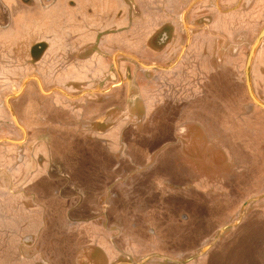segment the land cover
<instances>
[{
    "label": "crops",
    "instance_id": "crops-1",
    "mask_svg": "<svg viewBox=\"0 0 264 264\" xmlns=\"http://www.w3.org/2000/svg\"><path fill=\"white\" fill-rule=\"evenodd\" d=\"M199 2L204 0H0V145H5L0 149V264H69L66 257L74 264L85 249L93 250L92 257L100 252L109 260L126 255L130 264H149L151 259L160 262L156 264H176L160 258L172 259L176 253L163 248L158 237L165 232L168 236L162 240L175 241L170 226L177 224L173 210L183 197L173 186L175 179L184 177V168L177 169L171 161L179 154L172 129L164 138V131L157 130L150 116L153 108L145 111L136 131L128 129L121 145H95L85 141L93 132L83 134L77 129L85 121L90 123L86 128H91L96 114L82 103L105 88L106 77L121 76V85L107 92L123 98L127 90H135L136 98L146 99L155 76L162 80L173 68L181 69L183 58L164 67L170 45L162 50L164 46L152 36L169 24L178 33L182 27L188 33L189 13ZM222 32L215 28L211 35ZM194 38L183 51L195 44ZM199 48L196 44L193 49ZM140 63L145 64L144 71ZM126 69L136 78H143L144 72L153 78L131 80L125 76ZM47 108L51 118L45 117ZM211 115L221 122L216 124L223 138V111ZM27 117H39L40 128H48V120L55 122L66 139L32 142L29 131L35 126ZM20 128L28 131V137L24 133L20 139ZM226 131L234 137V130ZM228 140L234 144V139ZM255 199H248L244 208L261 201ZM190 201L198 203L190 205L186 215L194 236L204 224L200 208L212 204L200 195ZM140 209L145 213H138ZM240 223L241 219L221 229L205 253L240 233ZM56 226L70 227L65 240L83 241L85 248L72 254L59 251L61 242L47 234ZM215 232L195 241L204 244ZM242 236L233 246L244 252L240 257H253L244 264H264V228L253 237ZM49 248L55 263H49ZM205 253L187 264L201 261Z\"/></svg>",
    "mask_w": 264,
    "mask_h": 264
},
{
    "label": "flooded vegetation",
    "instance_id": "flooded-vegetation-1",
    "mask_svg": "<svg viewBox=\"0 0 264 264\" xmlns=\"http://www.w3.org/2000/svg\"><path fill=\"white\" fill-rule=\"evenodd\" d=\"M189 15L191 19L187 20L188 33L183 27L178 33L173 24H169L152 36L153 41L164 46L162 50L170 45L169 50L166 49L169 62L164 67L169 68L183 58L179 62L181 69L175 71L172 67L173 71L164 74L162 80L158 76L152 80L153 77L145 72L143 78L139 76L137 79L130 69H126L125 76L128 79H137L138 82L143 79L152 80L153 86L146 99L142 96L136 98L135 90H127L123 98H119L112 91L107 92L108 88L121 85V76L116 75L118 78L113 80L106 77L107 81L104 82L108 86L105 84L104 89H100L95 96L86 98L82 103L93 108L96 114L91 128H86L90 123L85 121L77 131L83 134L93 132L90 138L84 140L95 145H121L128 129L136 131L147 114L145 111L153 108L154 112L150 116L157 130L164 131L163 137L168 139L167 132L172 129V134L178 140L179 154L172 156L171 161L177 169L184 168V177H179L178 180L184 178L186 182L184 185L175 186L183 196L175 202L177 207L173 210L178 219L177 224L170 226L174 231L172 237L175 241L162 240L168 233L159 232V244L163 248L171 249V253L175 252L176 256L184 257L181 254L190 251L193 240L200 236L205 237L206 234L210 236L216 231L215 236L203 244L207 246L221 229L241 219L240 225L243 223V226H238L240 233L230 236L227 241L217 243L203 255L201 261L194 263L244 264L252 256L240 257L244 252L233 244L236 242L238 245L242 231L245 230L242 237L246 234L253 237L262 233L264 228V199L261 198V201L250 203L244 208L245 202L251 198L247 194L255 192L256 184L264 190V39L250 60L248 73L245 72L250 50L264 28V0H204L193 5ZM215 28H222L223 32L211 35ZM165 29L170 32L165 33ZM206 31L210 33L207 32L204 36ZM192 38H197L195 44L190 43L186 52L183 51L187 41L190 39L191 42ZM196 44L200 46L199 51L193 49ZM154 52L157 53L158 50ZM125 60L136 61L132 58ZM144 65L140 63L142 71L145 70ZM49 111L47 108L46 118L47 115L51 118ZM222 111L225 116V130H234L238 135L239 131L246 130L247 143L244 141L243 144L248 146L247 165L241 167L238 164L239 159L233 152L234 149H230V144L223 143L224 139L220 137V128L216 123L221 122L211 119V114H221ZM27 121L35 126L29 131L32 142L66 139L55 122L48 120L49 127L40 128L38 126L42 123L39 124V117H27ZM119 125L124 127L115 129ZM20 131V139H23L24 133L28 137V131L24 130L23 133L21 128ZM229 157L234 160H228ZM259 161L263 162L262 169L257 168ZM215 169H220L219 173ZM241 181L243 186L239 185ZM195 195L206 199L212 207L200 208L201 221L204 224L201 225L202 231L193 236L195 233L193 227L188 225L186 215L190 205H198L190 201ZM138 213L145 211L140 209ZM229 214L232 217L227 221ZM223 220L226 222L219 227L217 224ZM225 234L221 239H225ZM92 251L85 249L80 252L79 257L75 258V264H130V257L126 255L109 260L100 252L97 256H90ZM214 254L215 258H212Z\"/></svg>",
    "mask_w": 264,
    "mask_h": 264
},
{
    "label": "rangeland",
    "instance_id": "rangeland-1",
    "mask_svg": "<svg viewBox=\"0 0 264 264\" xmlns=\"http://www.w3.org/2000/svg\"><path fill=\"white\" fill-rule=\"evenodd\" d=\"M248 70H249V66H248V68L246 66V71L245 72L248 73ZM71 93L72 94H76L74 91H72ZM246 121L241 120V122H246ZM227 132L228 131L225 130V133H224V136H223V139H224L225 143L231 144V147H229V148L230 149H234L233 152L238 156V159H239V163L238 164L241 167L244 164L247 165V160L246 159H247V154H248V146H247V144L246 145L243 144L244 141H245V143H247V141L245 140V138L248 137L247 134L245 133L246 130L245 131L244 130L239 131V133H240L239 135L236 134V131H234V133H235L234 134V137H230L227 134ZM228 139H234V144L233 143H230V140H228ZM2 147H5V145H0V149H2ZM261 161L258 162V165H257V168L258 169H262V167H263V162H261ZM175 180H176V182H175V184L173 186H180V185H184L186 183L183 180H182V182H179V180H177V179H175ZM239 185L243 186L242 181L240 182ZM254 191L255 192L249 194V197H255L256 196V199H258V198H260V199L261 198H264V190L262 189L261 186H259L258 184H256V188H255ZM250 199H249V201H250ZM179 200H177V201H179ZM69 228L70 227H64V226L50 227V230H48V233L47 234H48V236H50V237L52 236L53 238H55V239H57V240H59L61 242L60 243L59 251L66 250V251H69L70 254H72V252H74L76 250H83L85 248V242H83V241H79V242L78 241H74V240H71L70 238H67L65 240L64 233L69 232ZM60 239L63 240V241H61ZM68 239H70V240H68ZM212 243H210V244H212ZM28 244H29V246H31V243H28ZM210 244H208L207 246H209ZM38 246H39V243H38ZM54 246L56 247V241L54 243ZM119 246H120V244L119 245L117 244V248H119ZM43 247H45V246L42 245V248ZM204 247H206V246H203V243L202 242H200V241H193L191 243V247L189 248L190 251H188V250L187 251H184V252H186V254L184 256L186 258L176 256L177 258L175 257V258H172V259L174 261H177V262H174L176 264H187L191 259H193V257H195L196 255H198L199 253H201V251H202V249ZM50 250H51V248L48 249V253H49L48 255H50L49 256L50 257L49 263H50L51 260H54L55 259V258L52 259V257H51V251ZM212 258H215V254L212 256ZM65 259L68 260L69 264L71 263V258L70 257L69 258L66 257ZM65 259H62L61 261L65 260ZM54 263H55V260H54ZM156 263H160V262L157 259H151L149 261V264H156ZM74 264H75V262H74ZM133 264H135V263H133Z\"/></svg>",
    "mask_w": 264,
    "mask_h": 264
},
{
    "label": "water",
    "instance_id": "water-1",
    "mask_svg": "<svg viewBox=\"0 0 264 264\" xmlns=\"http://www.w3.org/2000/svg\"><path fill=\"white\" fill-rule=\"evenodd\" d=\"M264 38V29L261 31L260 35L258 36L257 40H256V43L253 45V49L251 48L250 50V55H249V58H248V62H247V68L250 64V60L252 58V56L254 55V53L256 52L258 46L261 44L262 40ZM264 108V107H263ZM258 200V199H255V201ZM215 244V242H213L212 244H210L209 246H206L202 249L201 253H199L198 255H196L195 257H193V259H196L197 257H199L200 255H202L203 253H205L210 247H212L213 245ZM161 259H164V260H168V261H171V262H177V261H174L172 259H169V258H164V257H160ZM191 259V260H193Z\"/></svg>",
    "mask_w": 264,
    "mask_h": 264
},
{
    "label": "bare ground",
    "instance_id": "bare-ground-1",
    "mask_svg": "<svg viewBox=\"0 0 264 264\" xmlns=\"http://www.w3.org/2000/svg\"><path fill=\"white\" fill-rule=\"evenodd\" d=\"M252 49H253V47H252Z\"/></svg>",
    "mask_w": 264,
    "mask_h": 264
}]
</instances>
